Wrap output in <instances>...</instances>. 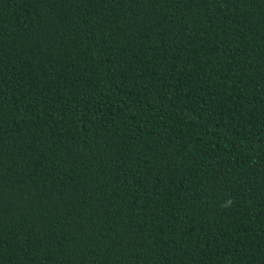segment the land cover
I'll return each instance as SVG.
<instances>
[{"label": "trees", "instance_id": "16d2710c", "mask_svg": "<svg viewBox=\"0 0 264 264\" xmlns=\"http://www.w3.org/2000/svg\"><path fill=\"white\" fill-rule=\"evenodd\" d=\"M0 264H264V0H0Z\"/></svg>", "mask_w": 264, "mask_h": 264}, {"label": "clouds", "instance_id": "9594fccd", "mask_svg": "<svg viewBox=\"0 0 264 264\" xmlns=\"http://www.w3.org/2000/svg\"><path fill=\"white\" fill-rule=\"evenodd\" d=\"M228 204H231V201H229ZM225 206H228V205H225Z\"/></svg>", "mask_w": 264, "mask_h": 264}]
</instances>
